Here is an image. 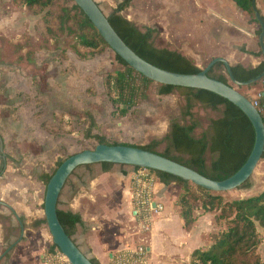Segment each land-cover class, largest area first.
I'll return each instance as SVG.
<instances>
[{"label": "rangeland", "instance_id": "obj_1", "mask_svg": "<svg viewBox=\"0 0 264 264\" xmlns=\"http://www.w3.org/2000/svg\"><path fill=\"white\" fill-rule=\"evenodd\" d=\"M210 1L215 0H190L181 11H187L195 20H204L214 13L209 9ZM220 1L225 9L219 17L232 18L240 26L257 30L258 25L249 22L251 15L234 1ZM101 5L109 15L116 2ZM257 5L264 16V0H257ZM122 14L141 28L155 27L159 32L156 46L178 50L202 69L213 60V49L222 48L212 40V34L207 44L209 38L199 25L189 24L187 28L177 24L179 17L166 2H133ZM40 17L12 0L0 1V167L5 163L0 176V264H9L14 248L22 253L25 243L36 236L33 231L22 234L19 218H23L26 229L27 223L32 225L34 219L44 216L43 176L51 174L59 160L95 147L96 136L105 137L109 143L147 145L153 139H163L172 121L197 123L194 137L199 138L211 133L216 117L199 101L192 109L193 116L186 115V91L160 94V84L156 82L150 83L144 99L133 94V105L122 111L121 105L112 103L111 98L117 99V95L107 83L110 72L123 69L115 52L106 49L93 58L81 57L74 48V38L43 33L36 25ZM219 24L224 26L222 21ZM230 31L231 38L226 32L218 35L220 40L228 38L233 42L221 51L223 57L240 45L253 53L260 50L256 34L250 38L233 27ZM252 56L259 62L264 60V56ZM243 65L251 66V61ZM263 82L236 88L254 98L263 90ZM164 149L165 144L158 147L159 151ZM208 157L211 159V154ZM96 169L101 166L95 165L91 171L82 167L72 177H93ZM252 181L250 189L223 192L224 199L231 201L263 191L264 160L256 167ZM184 192L182 188L181 194ZM45 232L53 241L47 224ZM37 259L41 261L40 255Z\"/></svg>", "mask_w": 264, "mask_h": 264}, {"label": "trees", "instance_id": "obj_2", "mask_svg": "<svg viewBox=\"0 0 264 264\" xmlns=\"http://www.w3.org/2000/svg\"><path fill=\"white\" fill-rule=\"evenodd\" d=\"M12 1L15 5L24 8L29 14L41 15L36 25L43 33L49 35L67 34L74 38V48L81 57L93 58L102 54L106 49H112L74 0ZM132 1L122 0L109 15L105 13L116 32L127 45L142 58L158 67L180 73H199L202 68L178 50L156 46L155 38L159 32L155 27L145 26L141 28L122 14ZM232 1L241 10L251 15L252 18L249 19V22L258 25L256 35L259 37L262 28L253 8L252 0ZM262 18L264 19L263 15ZM240 50L255 56H263L261 48L256 53L247 50L245 46H242ZM115 55L123 69L110 72L107 75V83L117 95V99L111 98L112 103L117 107L121 105V110L126 112L133 105V94H139L144 99L146 89L154 81L137 72L118 54L115 53ZM232 71L238 81H248L264 71V60L256 67L245 66L241 63L234 64ZM208 75L224 83L232 84L223 62H217L209 70ZM261 80L264 81V78ZM257 82L246 86L254 85ZM178 89L186 91V115L193 116L192 109L197 101L216 114L211 133L207 132L199 138H195L194 131L198 127L197 123L187 124L172 121L169 131L163 139H153L147 145L109 143L102 136H96L97 144L139 146L184 164L210 179L224 180L230 177L243 166L253 149L255 129L252 122L237 105L205 89L160 84L159 93L167 94ZM250 99L252 102L256 99L260 100V105L257 108L264 119V88L254 98ZM161 144H165L164 151L158 150ZM208 154H211V159H209ZM65 159L57 162L51 174L43 176L45 187ZM262 160H264V153ZM95 165H100L103 171H110L114 165L138 168V166L109 162L81 165L74 170L70 178L80 168L84 167L91 171L90 169ZM4 169L5 163L3 162L0 167V176ZM148 170L156 176L159 182L165 185L176 183L184 189L185 192L179 196L178 204L186 228H190L199 216L208 212H214L216 221L222 224L221 229L212 234L213 242L208 249H197L193 252L191 264H264L259 252V247L264 241L262 233L264 230V190L247 197L226 201L223 192L208 190L189 180L163 171L149 168ZM70 178L65 186L69 183ZM252 186L251 177L238 189H250ZM60 197L57 208L58 217L68 235L73 237L77 224L82 223V218L78 213L71 210H62ZM200 208L201 211H199ZM43 223H47L45 217L35 221L36 226ZM57 249H59L57 245L52 243L49 251ZM91 260L94 264H99L97 260Z\"/></svg>", "mask_w": 264, "mask_h": 264}, {"label": "crops", "instance_id": "obj_3", "mask_svg": "<svg viewBox=\"0 0 264 264\" xmlns=\"http://www.w3.org/2000/svg\"><path fill=\"white\" fill-rule=\"evenodd\" d=\"M95 1L104 11L101 2L115 1L117 6L122 0ZM141 1L143 0H133L126 9L131 7L133 2ZM158 1L166 2L177 14L179 17L176 20L177 24L187 28L189 24L199 25L200 30L206 33L209 38L206 41L207 44L210 43V35H213L212 40L218 41L222 46L220 49H213L214 58L223 57V49L232 45V40L228 38L218 39V35L223 32H226L224 34L231 38V27L248 34L250 38L256 34V29L240 26L229 17H219L222 16L221 12L225 9L221 6L223 4L220 0L210 1L212 4L209 9L214 12V15L209 13L204 20L201 17L195 20L188 16L187 11H181L188 7L190 0ZM221 21L224 22V26H220L219 22ZM205 25L212 28L204 29ZM241 47L242 45L227 54L228 56L226 55L230 64H243L244 61L249 60L251 66L259 65V60L251 54L241 51ZM246 49L248 50L247 47ZM132 171L133 168L114 165L110 171L96 169L97 174L93 177L70 178L60 197V208L64 211L71 210L78 213L82 218V223L76 226L73 240L91 259L97 260L99 264H111L112 257L119 251L139 245L146 246L148 250L146 261L143 264H191L193 252L197 249H208L213 242L212 234L218 232L222 224L216 221L214 212H208L199 216L190 228H186L178 204L182 188L176 183L165 185L157 181L154 185V199L164 205V210L153 218L151 230L143 232L137 215L134 213L136 210L132 201ZM86 173L88 172L86 171ZM44 217L45 213L43 217L36 220ZM36 220L34 219L32 225L27 223L25 229L23 218H19L20 224L21 222L23 224V227L21 224L22 234L26 231H33L36 236L25 243L22 253H19L18 247H13L9 264H32V261H34L33 264H45V256L50 252L53 241L49 240L45 232L47 223L36 226ZM36 228L39 230L36 231ZM262 233L264 235V230ZM259 252L264 262V241L259 247ZM37 255H40L41 261H38Z\"/></svg>", "mask_w": 264, "mask_h": 264}, {"label": "water", "instance_id": "obj_4", "mask_svg": "<svg viewBox=\"0 0 264 264\" xmlns=\"http://www.w3.org/2000/svg\"><path fill=\"white\" fill-rule=\"evenodd\" d=\"M74 1L99 30L112 50L137 72L158 84L198 88L214 92L237 105L248 116L255 129V143L248 159L238 171L224 180L210 179L184 164L139 146L99 143L94 149H84L65 159L52 175L46 187L44 213L47 226L52 235L53 243L68 257L72 264H94L91 257L68 235L58 217L57 208L60 194L74 170L81 165L109 162L163 171L215 192L237 190L253 176L256 167L262 160L264 153V119L252 100L241 93L236 86L249 85L263 79L264 71L248 81H238L233 74L232 65L223 57L214 58L199 73H180L158 67L142 58L127 45L95 0ZM252 5L262 28L259 35V44L264 56V19L259 11L257 0H252ZM217 62L225 64L232 84L224 83L208 75L209 70ZM134 213L137 214V211Z\"/></svg>", "mask_w": 264, "mask_h": 264}, {"label": "built area", "instance_id": "obj_5", "mask_svg": "<svg viewBox=\"0 0 264 264\" xmlns=\"http://www.w3.org/2000/svg\"><path fill=\"white\" fill-rule=\"evenodd\" d=\"M254 105L258 107L260 100L256 99ZM132 201L137 211V218L143 232L152 228L153 218L164 210L162 203L154 199V185L158 181L148 168L138 167L132 173ZM154 204H156L154 206ZM148 250L146 246L139 245L134 248L128 247L111 259V264H143L146 261ZM45 264H72L68 257L60 250L50 251L45 256Z\"/></svg>", "mask_w": 264, "mask_h": 264}, {"label": "flooded vegetation", "instance_id": "obj_6", "mask_svg": "<svg viewBox=\"0 0 264 264\" xmlns=\"http://www.w3.org/2000/svg\"><path fill=\"white\" fill-rule=\"evenodd\" d=\"M263 15V14H262ZM246 47V46H245ZM249 54H251V53H249ZM251 55H253V54H251Z\"/></svg>", "mask_w": 264, "mask_h": 264}]
</instances>
